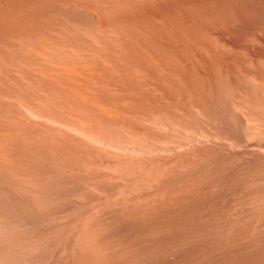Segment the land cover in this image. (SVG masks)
Wrapping results in <instances>:
<instances>
[{
	"label": "bare ground",
	"instance_id": "obj_1",
	"mask_svg": "<svg viewBox=\"0 0 264 264\" xmlns=\"http://www.w3.org/2000/svg\"><path fill=\"white\" fill-rule=\"evenodd\" d=\"M254 1L257 2L258 0H254ZM251 8H252V0H0V115L2 114L3 116H6V115L12 116L9 114L5 115V113L3 114V112H5V108H6L7 103L12 100V101H14V103L11 102V104H15L14 105L15 108L17 106H20V108H16L17 110L19 109V112L21 111L20 109H23V107H24L27 109V111H29L34 116H39V118H45V119H48L50 121H53V122H56V123H59L62 125L66 124L69 126V128H72L77 133H82V135L84 134V135L88 136L87 138H89V137L93 138V140L96 139L97 142L100 141V142H102V144H106L105 142H107V144H108V142H109L110 144L114 145L115 147H119L120 149H122L123 147L125 148L127 142L118 140L114 135H119V134L123 135L125 133H127V134L130 133L131 135H133V137L135 136L134 138H136V137L140 138L141 141L143 139L144 143H145V140H147L148 142L149 141L153 142L158 146L159 143H161V144L169 143V142H167V140L169 141V139H166L165 137H163L164 135L162 136L163 138H159V137H161L160 135L158 138H157L158 135L156 137L153 136L154 133L152 131L153 130L155 131V129H153V128H152V130L150 129L153 134L151 132L149 133L150 130L148 128H147V130L145 129L146 128L145 123L149 122L147 120H150V121L153 120L154 121V119H156V118H158L160 120V122H163L164 120H168L169 117H167V116L170 115L171 112L169 113L167 111L169 110V108L171 111V109L174 108L173 105H175V107H176L175 102L177 99H180L178 101L187 102L188 107H186V111L188 109L189 113L190 112H196L197 117L195 118L192 114H189L188 111L186 112L187 114L185 113V111L183 112V110L180 111L181 109L180 110L178 109L180 107L178 105V108L176 107L177 111L172 113L174 115H172V114L170 115V117H175L174 120H176V117H177L178 120H176V122H177L176 127L178 124L181 127L183 125L185 127V125L188 126L189 123L192 124V122H195L194 125H196V127H194V129H197L200 132H208V130H206V128H204L206 122L207 123L208 122H212V123L214 122L218 125V128H220L221 131L227 132V137H229L228 135L232 134V131L235 132V129L237 128V126L241 129H244V128H246V126H248L247 125L248 123L245 124V121L247 119L246 120L244 119L245 120L244 121L243 118L241 119L238 117V121L236 122V120H235V123H233L230 120V118H228V117H231L230 115H233L235 113L234 110H236L235 107H236V104H238L237 103L238 100L236 101L235 95H234V88H235L234 82H235V78H236L237 74L239 73V75L241 74L245 77L249 76V79L253 78V75L252 76L249 75L248 70L246 69V66H245L247 63V57L249 54V47L246 44V40L252 34L253 26H254L253 21H252V17H251V11H252ZM197 35H201V36L204 35L206 37V39L215 40V42H217L219 45L220 44L222 45V46L220 45L221 47L225 46L227 49H229L230 53L227 54V53L222 52L219 48L218 49L213 48V47L207 45V43L204 41H200V42L196 41L195 42V44L197 45L196 48H194V47L189 48V46H186L185 48L183 47L184 44L182 42L184 41L185 38L193 41ZM202 39H203V37L201 38V40ZM190 40H189V42H190ZM217 43H216V47L219 46V45L217 46ZM187 44H189V43H187ZM192 44H193V42H192ZM256 44H260V42L259 43L256 42ZM189 45L191 46V43ZM224 50H226V49L224 48ZM35 80H37L38 83L34 82ZM237 81L235 83L238 84ZM252 85H255V84L253 83ZM252 91H254V90H252ZM250 94L252 95V93H250ZM254 96H255V94H254ZM6 100H8V102ZM4 101H6L7 103H5ZM253 101H255V100H253ZM16 103L18 105H16ZM233 104L235 106H232ZM248 105H249V103H248ZM216 106H217V110H216ZM243 106H245V105H243ZM10 107H12V105H10ZM171 107H173V108H171ZM182 107H184V105ZM233 107L235 109H233ZM246 107H247V105H246ZM184 109H185V107H184ZM259 110L258 111L261 112V109H259ZM172 111H174V110H172ZM232 111H234V112H232ZM244 111H246V110H244ZM255 111H256V109H255ZM258 111H256V112L258 113ZM250 112L251 111H249V113ZM175 113H176V115L177 114L178 115L175 116ZM26 115H24V116H26ZM235 115H236V113H235ZM235 115H233L234 117H232V118L235 119ZM179 116L182 118V119L180 118L181 120H179ZM254 116H256V114L252 115V117H254ZM160 117L161 118L167 117V118H164V120L162 121L160 119ZM0 118H1V116H0ZM6 118H4V119H6ZM28 119H30V118H28ZM158 119H156V120H158ZM204 119H205V121H204ZM254 119H255V117H254ZM10 120L12 122V119H10ZM78 120H80V121H78ZM3 121H0V122H3ZM5 121H4V125L7 124V126H8L10 124L8 127H11L12 123H8V121H6L7 123H5ZM203 121L205 122L204 125H203ZM16 123L17 124H15V126L19 125L18 120L16 121ZM30 123H32V122H30ZM21 124L23 125V122ZM163 124H164V122H163ZM166 124H167V122L165 123V125ZM211 124L208 123V126ZM216 124H214V125H216ZM255 124H257V123H255ZM49 125L50 124L48 123V126ZM66 125H64V126H66ZM146 125H147V123H146ZM150 126L154 127V125H152V124ZM8 127H5V129L3 128V126H2V128L0 127V168L1 169L2 168L11 169L10 165H11L12 161L15 160L14 158H17V156L16 157L11 156L13 151H10V148L8 146V143H7L9 135H10V131L8 129H6ZM12 127H14V126H12ZM16 127H14V129ZM52 127H54V126H52ZM181 127H179V128L181 129ZM26 128H27V126H26ZM186 128H188V127H186ZM190 128H191V126H190ZM210 128H212V127H210ZM50 129L53 130V128H50ZM167 130H169V129L167 128ZM216 130H219V129H216ZM20 131H21V129H20ZM37 131H38V129H37ZM221 131H219V132H221ZM229 131L231 133L228 134ZM25 132H28V131H26V129L24 128V133ZM59 132H61V131H59ZM14 133L16 134V131ZM18 133L20 134V132H18ZM162 133H164V132H162ZM209 133H211V132H209ZM222 133H224V132H222ZM62 134H63V132H62ZM158 134H160V133H158ZM167 134H171V133H167ZM51 135H54L53 132ZM66 135L67 134H65V136ZM22 136H23V134H22ZM61 136L64 137V135H61ZM70 136L73 137V135H69L66 138L68 139V138H70ZM25 137H26V135H25ZM129 137L131 138V136H129ZM172 137H173V134H172ZM74 138L77 140L76 137H74ZM80 138H81V135H80ZM90 138H89V140H90ZM14 139H16V138H14ZM73 139L71 141H72V144L75 145L76 143H74V142H77L79 140L73 141ZM83 139L84 138L82 137V139H80V140H83ZM23 140L24 139H22V141ZM60 140L62 141V138H60ZM173 140H174V138H173ZM12 141H13V139H12ZM67 141H70V140L68 139ZM67 141H65V143L62 142L64 146H65V144L66 145L69 144L68 146H70V143H68V144L66 143ZM87 141H88V139H87ZM95 141H93V142L95 143ZM217 141H219V140H217ZM19 142H21V141H19ZM32 143H33V141H32ZM80 143H81V141H80ZM153 143H152V145H153ZM12 144H13V142L11 143V145ZM23 144H21V145H23ZM84 144L82 146L84 148L86 147L85 151L88 149V147L91 148L90 147L91 145L88 146L90 143L86 144L88 147L85 146ZM94 145H96V144H94ZM129 145L131 146V144H129ZM145 145H148V144L145 143ZM152 145H149L150 146L149 148H151ZM68 146H65V148H69ZM109 146H111V145H109ZM130 146H129V149L133 150ZM133 146H134L133 147L134 150L140 148V146L137 144H133ZM163 146L165 148H168V147H166L167 145H163ZM23 147H24V145H23ZM215 147L217 148V146H215ZM160 148H162V147H160ZM169 148L171 149V146H169ZM27 149L28 148H26V150ZM40 149H41V147H40ZM125 149H127V147ZM129 149H127V150H129ZM154 149H155V147H154ZM170 149H166V150H170ZM28 150H30V149H28ZM90 150L93 151V154H92L93 157H94V154H95V156H98L97 152L95 153L93 149H90ZM245 151H247V150H245ZM88 152H89V155H91L90 153H92V152L89 150H88ZM29 153H30V151H29ZM206 153H207V150H206ZM237 153H238V151H237ZM241 153H243V152H241ZM255 153H258V152H254V155H255ZM50 154H54V152L52 153V151H51ZM230 154H232V152ZM25 155H27V154H25ZM180 155H181L180 160L174 159V161L171 160L172 162H169L170 160L167 162L166 160L168 158H165L166 160L163 158L164 161L161 160V162H158L155 160L157 162V163L155 162L156 166H158L159 169H158V167H155V166L153 167L152 164L148 162L149 164H151L150 166H152L154 169H157L158 171L161 169V171H160L161 173L159 174L160 177L158 176L157 173H155L156 175L155 174H154L155 176L152 175V178L154 176V179H152V178H150V176H151L150 175L148 177L149 181L145 184L144 189L142 191H140L141 188H140V190H138V192L140 193L139 194L140 199L142 200V207H141V205H140V207L144 209V210L143 209L142 210L144 211V213L146 215L149 216V219L155 218L157 220V222H156V220L153 221L154 219H152L153 224H154V222H156L158 224V221H159L158 219L161 220V218L166 217V214H165L166 210H167V212H171L172 217H174L173 215L175 214L178 221L182 219L181 221H183L186 224L187 217H188L187 207L184 206L182 201L181 202L178 201L177 197H175V192H174L175 190L176 191L178 190V188L175 189L176 186L177 187H179V185H180V187H182V186L180 183H179V185H177L178 184L177 183L176 186L175 185L174 186L173 185L168 186V184L166 186L165 185L166 179L164 180V178H169V179L170 178L171 179H176V178L178 179L179 177L181 178V176H179V173L181 172L182 168L187 166V165H190L192 163L193 160L190 161V156L187 157V156L183 155L184 157H182V154H180ZM180 155L178 158H180ZM259 155H260V153H259ZM261 155H263V153ZM168 156H170V155H168ZM12 157H14V158H12ZM55 157H57V156H55ZM20 158H18L17 160H20ZM66 158L68 159L69 157H66ZM171 158H169V159H171ZM97 159H98V157H97ZM138 159H139V161H138ZM138 159L134 160L135 163L133 162V158L132 159L130 158L129 160L131 161V163L132 162L134 163V164L133 163L132 164L134 167L136 166L135 168H137V166L140 165V169L138 167L137 170L138 171L140 170L139 173H141L143 171L144 165H146V163L142 164L141 163L142 159L140 160L139 157H138ZM201 159H200V161H201ZM49 160H51V159H49ZM78 160H76V162H74V163H76V165H77ZM129 160L127 161V164H129V165L127 166V164H126L127 167L125 166L128 170L133 168V166L130 165ZM195 160H197V159H195ZM231 160L233 161V159H231ZM84 161H85V159H84ZM88 161H87V163H88ZM96 161L98 162V160H96ZM137 161L138 162L141 161V162L138 163ZM218 161H219V159H218ZM258 161H260V160H258ZM14 162H16V161H14ZM19 162L15 163V164H19ZM63 162H65V161L63 160ZM82 163L84 164V162H82ZM210 163L211 162H209V164ZM220 163H221V161H220ZM40 164L41 163H39V165ZM47 164H50V163H47ZM120 164H122V163L120 162ZM36 165H38V164H36ZM45 165H43V166H45ZM51 165H53V164H51ZM68 165H69V163H68ZM70 165H72V164H70ZM141 165H143V168L141 167ZM74 166H75V164H74ZM129 166H130V168H129ZM50 167L51 166H49L48 168H50ZM77 167H78V165H77ZM82 167H85V166H82ZM97 168L98 167H96V170H97ZM107 168H109V166ZM253 168H255V167H253ZM57 169H59V168H57ZM87 169H84V171L85 170L88 171ZM242 169L243 168L241 167L240 171ZM32 170H34V169H32ZM11 171H12V169L10 170V172ZM86 171H85V173H86ZM103 171H102V173H104ZM135 171H136V169H135ZM208 171H209V168H208ZM64 172H66V171H64ZM0 173H3V172H0ZM13 173H15V172H13ZM99 173H101V172H99ZM220 173L222 174L221 171H220ZM223 173H224V170H223ZM244 173H247V172L245 171ZM107 174H109V173H104L105 176ZM68 175L70 176V174H68ZM80 176L81 175H79L78 178H80ZM253 176H256V175H253ZM10 177H11V174H10ZM33 177H35L34 171H33ZM198 177H200V176H198ZM205 177H207V176H205ZM23 178H26V177L24 176ZM89 178H91V177H89ZM100 178L98 177V179H100ZM158 178H160V179L163 178L162 180H164V182L160 181V179H158ZM2 179H1V181H3ZM5 179H6V176H5ZM60 180H62V179H60ZM38 181H39V179H38ZM117 181L119 182V180H117ZM209 181H210V179H209ZM87 182H88V180H87ZM186 182H188L187 179H186ZM189 182H190V180H189ZM233 182H231V184ZM0 183H2V182H0ZM79 183H80V181H79ZM226 183L228 184V182H226ZM226 183H224V184H226ZM128 184H131V183H128ZM201 184H203V183H201ZM239 184H240V182H239ZM77 185H78V183H77ZM101 185H98V186L101 187ZM187 185H189V184L187 183ZM193 186L195 187V184ZM44 187H47V186H44ZM54 187H55V185H54ZM189 187H192V185H189ZM33 188H34V186H33ZM79 188H82V186ZM10 189H11V185H10ZM181 189H184V187L180 188L178 190V192ZM185 189H187V187H185ZM104 190H105V187H104ZM82 191H84V190H82ZM91 191L92 190H89V192H91ZM190 191H191V189H190ZM246 191H247V189H246ZM26 192H27V190H26ZM47 192H48V190H47ZM75 192H77V191L75 190ZM85 192H86V190H85ZM117 192H118V190H117ZM86 193H88V192H86ZM227 193H228V191H227ZM49 194H51V193H49ZM182 194H181V196H182ZM193 194H194V191H193L192 195ZM27 195H28V193H27ZM109 195L111 196L112 194H109ZM121 195H120V197H122ZM73 196H76V195H73ZM84 197L85 196L83 195L82 199H84ZM152 197H153V199L156 197H159V198L165 197L164 200H161V201H167V202L162 203V204L160 203L161 205H158L159 203L153 204L149 201ZM220 197H222V196H220ZM235 198H236V196H235ZM88 201H89V199H88ZM136 202H137V200L134 203H136ZM224 202H225L224 204L227 203L226 201H224ZM16 203H18V202H16ZM110 203L111 202L109 201V204ZM140 203L141 202L139 201L138 205ZM82 204L83 203H81V205ZM137 207H139V206H137ZM244 208H246V207H244ZM48 209H49V207H48ZM112 210L113 209L111 208L110 211H112ZM138 210H141V209H138ZM107 211H109V210H107ZM16 212L20 213L17 210H16ZM141 212H140V214H143V216L146 218V215H144V213L143 212L141 213ZM127 214H129V213H127ZM233 214L231 213L230 215H233ZM143 216L141 215V217H143ZM22 217L24 218V216H22ZM97 217H98V215H97ZM125 218H126V216H125ZM232 219H234V218H232ZM94 220H95V218H94ZM175 220H176V218H175ZM2 221H4V220H2ZM152 221H150V222L152 223ZM181 221H179V222H181ZM251 221H252V219H251ZM71 222H73V221H71ZM78 222H79V220H78ZM126 222H128V221H126ZM132 222H133V220H132ZM205 222L202 223V226H205V225H203V224H205ZM74 223H76V222H74ZM194 224H196V222ZM197 224H200L199 221ZM258 224H259V222H258ZM19 225H21V224H19ZM63 225H64V222H63ZM114 225H117V224H114ZM121 225H123V224H121ZM255 225H257V224H255ZM164 226H165V224H164ZM229 226L230 225H228V227ZM231 226H232V224H231ZM128 227H129V224H128ZM141 227H143V226L141 225ZM169 227H171V226H169ZM76 228H77V226H76ZM201 228H203V227H200V229ZM67 229L65 232H67ZM187 229L188 228H186V231L188 232ZM183 231H185V230H183ZM6 232L7 231H5V233ZM189 232H190V230H189ZM13 233H14V231H13ZM171 233H172V231H171ZM230 233H231V231H230ZM147 234H150V233H147ZM261 234H263V233H261ZM88 235L90 237H94L93 235H90V234H88ZM120 235H122V234H120ZM164 235H166V233ZM242 235H244V234H242ZM187 236L185 235V237H187ZM112 237H113V235H112ZM123 237H125V236H123ZM234 237H236V236L234 235ZM11 239H13V238H10V240ZM149 239H150V237H149ZM154 239H155V237H154ZM39 240H41V239H39ZM82 240H83V244H85V242H87V241H85L86 238H85V240L84 239H82ZM87 240H88V238H87ZM21 241H22V239H21ZM90 241L93 242L91 239H90ZM143 241H145V240H143ZM76 242H78V241H76ZM124 242H125V240H124ZM258 242H259V239H258ZM13 243H14V241H13ZM95 243L97 244V242H95ZM116 243L118 244V242H116ZM114 244H115V242H114ZM90 245H92V244H90ZM139 246H140V244H139ZM146 246H148V245H145V247ZM88 247H90V246H88ZM143 247H144V245H143ZM177 247H179V246H176V248L175 247L174 248L177 249ZM182 247H184V246H182ZM248 247H250V246H248ZM8 248L11 249V247H8ZM140 248H141V246H140ZM195 248L192 247V249H195ZM201 248H203V247H201ZM65 249H67V248H65ZM90 249L93 251L92 257H94L95 260L96 259L98 260V256L100 255V254H98V250H94V249H92V247H90ZM102 249H103V247H102ZM137 249H138V247H137ZM160 249H162V247ZM153 250H154V248H153ZM199 250H200V248H199ZM230 250H232V249H230ZM4 251H5V249H4ZM145 251H147V250H145ZM25 252H27V251H25ZM57 252L58 251H56L55 253H57ZM151 252H153V251H151ZM85 253H86V251H85ZM153 253H155V252H153ZM161 253L164 254L163 251ZM257 253H258V251H257ZM32 254H33V252H32ZM107 254H102V255H107ZM12 255H14V254H12ZM78 255L79 254H77V256ZM89 255H91V254H89ZM170 255H172V254H170ZM19 256H20V254H19ZM69 257H70V255H69ZM84 257H85V254H84ZM88 257L90 258V256H88ZM88 257L86 260H88ZM149 257L150 256H148V258ZM74 258H75V256H74ZM77 258L80 259V257H77ZM103 258H105V256ZM152 258H153V256H152ZM105 259L107 261H110V260H108L109 257H108V259L107 258H105ZM105 259H103V260H105ZM157 259H158V257H157ZM0 260H2V259H0ZM91 260L94 261V262H92V264L95 263V260H93V258ZM91 260H90V262H91ZM106 260H105V262H106ZM153 260H154V258H153ZM229 260H230V258H229ZM99 261H100V259H99ZM81 262H83V260H81ZM97 262H96V264H99V262L98 263ZM68 263H70V262H68ZM151 263H152V261H151ZM82 264H85V262ZM101 264H103V262Z\"/></svg>",
	"mask_w": 264,
	"mask_h": 264
},
{
	"label": "rangeland",
	"instance_id": "obj_2",
	"mask_svg": "<svg viewBox=\"0 0 264 264\" xmlns=\"http://www.w3.org/2000/svg\"><path fill=\"white\" fill-rule=\"evenodd\" d=\"M251 10H252L251 11V17H252V21H253L254 26H253L252 34L246 40V44L249 47V54H248L247 63L245 66H246V69L248 70L249 75H251V76L253 75V78L249 79V76L245 77L241 74L239 75V73L237 74V76L235 78V82L238 80L237 82L239 85L234 82V86H235L234 95H235L236 101L238 100V102H237L238 104H236V107H235L236 110H234L236 115H235V113L233 114V115H235V119L232 118V117H234L233 115H230L231 117H228V118H230V120L233 123H235V120H236V122L238 121V117L241 119L243 118V120L247 119L246 120L247 122L245 120L244 121H245V124L248 123L247 124L248 126H246V128H244V129H241L237 126V128L235 129L236 133L234 131H232V134H229L231 132L230 131L228 132L229 137H227V132L221 131V129L218 128V125L216 123L208 122L209 124L212 123L209 126H208L207 122L205 124V122H204L205 119L203 121V125L205 124V127L204 126L203 127L206 128V130H208V132H200L199 130L194 129V127H196V125H194L195 122H192L193 125L191 123H189L188 126L185 125V127H184V125H183L181 127L178 124L176 127V124H177L176 120H178V119L176 117V120H174L175 117H170V115L177 111L176 107L178 108V105L180 106L178 108L179 110L181 109L180 111L183 110V112L185 111V113L188 111V109L186 111V107H188L187 102L178 101L180 99L176 100V102H175L176 107H175V105H173L175 109L173 107H171L173 109H171V111H170V108H169V110L167 111L169 113L171 112V114L167 116V117H169L168 120L170 119L169 121L171 123L168 120H164V118H167V117H163V118L160 117V119L162 121L164 120L163 121L164 124H163V122H160V120L158 118H156V119H158L159 121L154 119V121L151 120L152 122L150 120H147V121H149V122H146L147 125L145 123V127H146L145 129L146 130H147V128L149 130L150 129L152 130V128L155 129V131L154 130L152 131L154 134L151 132V130L150 131L148 130L149 133L151 132L153 134V136H155V137L158 135L157 138L159 137V135L161 136L159 138L165 137L166 139H169V141L167 140V142H169V143H167V144L159 143L160 145L158 144V146H157L155 143L150 142V141L148 142L147 140H145V143L148 144V145H145L143 139H142V141H143L142 142L140 138H137V137L134 138L135 136L133 137V135H131L130 133H128V134L125 133L123 135H121V134L114 135L118 140L125 141V142H127V144L128 143L131 144V146L129 144L128 145L126 144L125 148L127 147V149H129V146H130L133 150H131V149L127 150L124 147L123 148L121 147L122 149H120L119 147H115L114 145L110 144L109 142H108V144H107V142H105L106 144H102V142H100V141H99L100 143L97 142V140L95 138L94 139L96 141L90 137H89L90 138V140H89V138H87L88 136H86L84 134L82 135V133H77L72 128H69V126L66 124L62 125V124L50 121V120L45 119V118H39V116H34L29 111H27V109L24 107H23V109H20L21 110L20 111L21 113H20L19 109L18 110L16 109V108H20V106H17L15 108L14 107L15 104H11V102L14 103V101L11 100L8 102V100H6L9 104L6 101H4L5 103H7V105L5 108V112H3V114L5 113V115L9 114L12 116H7V115L3 116L1 114L0 115L1 116L0 121L6 120V121H8V123H12V125H11V127H8L10 124L8 126H7V124L4 125V121H3V122H0V127L2 128V126H3L4 129H5V127H8L6 129H8L10 131V135H9L7 143H8V146L10 148V151H13L11 156H14V157L17 156V158L12 157L15 160H13L11 165H10V168L12 169L11 172H10L11 169H9V168H7V169L6 168H2V169L0 168V172H3V173H0V182H2V183H0V221H1L0 222V254H1L0 259H2V260H0V262H1L0 264H38V263L39 264H72L73 262L75 264H82L84 262H85V264H92V262H94V261H92L91 259L92 258H93V260H95V259H94V257H92L93 251L90 249V247H92V249H94V250H98V254L101 255V256L100 255L98 256V260L96 259L99 262V264H101L102 262H103V264L104 263L105 264H113V263L114 264H137V263L138 264H143V263L144 264H211V263L212 264H218V263L219 264H264V260H263L264 259V251H263L264 250V235H263L264 234V232H263L264 231V227H263L264 226V223H263L264 222L263 221L264 220V163H263L264 162V156H263L264 155V116H263L264 115V47H263L264 46V39H263L264 38V18H263L264 17V0H258L257 2L252 0ZM202 37L204 40L203 39L201 40ZM195 39L192 41L190 39L185 38L184 41L182 42L184 44L183 47L185 48L186 46H189V48H191V47L196 48L197 47V45L195 44L196 41L197 42L204 41L207 43V45H209L213 48H216V49L219 48L222 52L227 53V54L230 53V50L227 49L225 46L221 47L222 46L221 44H220L221 45L220 46L217 42H215V40L206 39V37L204 35H202V36L197 35L195 37ZM189 40H190V42H189ZM192 42H193V44H192ZM256 42L257 43L260 42V44H256ZM187 43H189V44L191 43V46ZM216 43H217V46L219 45L218 47H216ZM224 48L226 50H224ZM34 82L38 83L37 80H35ZM251 83L252 84L254 83L256 86L252 85ZM252 90H254V91H252ZM250 93H252V95ZM254 94H255V96H254ZM253 100H255V101H253ZM248 103H249V105H248ZM10 105H12V107H10ZM16 105H18V104L16 103ZM183 105H184L185 109H184V107H182ZM243 105H245V106H243ZM246 105H247V107H246ZM232 106H235V105L233 104ZM235 108L233 107V109H235ZM255 109H256V111L261 109V112H259L260 111L259 110L257 113L255 111ZM172 110H174V111H172ZM216 110H217V106H216ZM244 110H246V111H244ZM234 111H232V112H234ZM249 111H251L252 113L251 112L249 113ZM188 113H189V111H188ZM23 114L24 115L27 114V115L24 116ZM189 114H192L195 118L197 117L196 112H190ZM255 114H256V116H254L255 117V119H254V117H252V115H255ZM172 115H174V114H172ZM177 115L175 113V116H177ZM4 118H6V119H4ZM28 118H30L31 120ZM180 118L181 117L179 116V120L182 119V118L181 119ZM10 119H12V122ZM17 120L19 121V125H16L17 126L16 127L15 124H17L16 123ZM6 121H5V123H7ZM78 121H80V120H78ZM22 122H23V125L21 124ZM30 122H32V123H30ZM166 122H167V124L165 125ZM48 123L50 124L49 126H48ZM255 123H257V124H255ZM151 124L154 125V127L150 126ZM214 124H216L217 126ZM64 125H66V126H64ZM12 126H14L16 128L14 129V127H12ZM26 126L28 129L26 128ZM52 126H54V127H52ZM178 126L181 127V129ZM190 126H191V128H190ZM49 127L53 128V130H51ZM63 127L64 128L66 127V128L64 129ZM186 127H188V128H186ZM210 127H212V128H210ZM24 128L28 132L24 133ZM36 128L38 129V131ZM167 128L169 130H167ZM20 129H21V131H20ZM163 129L164 130L166 129V130L164 131ZM216 129H219V130H216ZM14 130L16 131V134L18 132H20V134L18 133L16 135L14 133L15 132ZM59 131H61V132H59ZM219 131H221V132H219ZM52 132L54 135H51ZM62 132H63V134H62ZM162 132H164V133H162ZM209 132H211V133H209ZM222 132H224V133H222ZM64 133L67 135L65 136ZM158 133H160V134H158ZM167 133H171V134H167ZM22 134L24 137L22 136ZM172 134H173V137H172ZM25 135L27 138L25 137ZM61 135H64V137ZM69 135H73V137L70 136V138H68L70 141L74 137H76L77 140H79V141H77L75 138L73 139V141L76 140L78 143L74 142V143H76L74 145V144H72V141L71 142L67 141L68 139L66 137H68ZM80 135H81V138H80ZM129 136H131V138ZM59 137L62 138V141L60 140ZM82 137L84 139L80 140V139H82ZM14 138H16V139H14ZM173 138H174V140H173ZM12 139H13V141H12ZM22 139H24V140L22 141ZM87 139H88V141H87ZM217 140H219V141H217ZM19 141H21V142H19ZM32 141H33V143H32ZM65 141H67L66 142L67 144L70 143V146H68L69 144L68 145L65 144V146H68L69 148H65V146L63 145L62 142L65 143ZM80 141H81V143H80ZM91 141L92 142L95 141V143L94 142L93 143L96 144L98 147L96 145H94ZM12 142H13V144L11 145ZM152 143H153V145H152ZM21 144H23L24 147ZM83 144L85 146H87L86 144H89L88 146L91 145L90 146L91 148H89L87 146L88 149L85 151L86 147L84 148L82 146ZM133 144H137L139 146L141 144L142 145L140 146V148H138V149L135 148L136 150H134ZM109 145H111V146H109ZM149 145H152V147L154 146L155 149H154V147L149 148L150 147ZM163 145H167L166 147H168V148H165ZM169 146H171V149L169 148ZM215 146H217V148ZM40 147H41V149H40ZM160 147H162V148H160ZM26 148H28L30 150H28V149L26 150ZM90 149H93L95 153L97 152L98 156H95V154H94V157H93L92 156L93 151ZM166 149H170V150H166ZM88 150L92 152V153H90L91 155H89ZM206 150H207V153H206ZM236 150L238 151V153ZM245 150H247V151H245ZM29 151H30V153H29ZM51 151H52V153L54 152V154H50ZM231 152H232V154H230ZM241 152H243V153H241ZM254 152H258V153H255V155H254ZM259 153H260V155H259ZM262 153H263V155H261ZM25 154H27V155H25ZM180 154H182V157H184V156L189 157L190 156V161L193 160L192 163L190 165H187V166L182 168L181 172L179 173V176H181V178L178 176L179 177L178 179L177 178L176 179L164 178V180L165 179L167 180V181L165 180L166 186H167V184H168V186H171V185L176 186L177 183H178L177 185H179V183H180L181 186L184 187V189H181L178 192V190L182 187H180V185H179V187L176 186L175 189L178 188V190L177 191L175 190L174 192H175V197H177L178 201H180V202L182 201L184 206L187 207L188 217H187L186 224L183 221H181L182 219L179 220V221H181V222H179L177 217L175 216V214L173 215L174 217H172L171 212H167V210L165 211L166 217L161 218L162 221L157 218L159 220L158 224L156 223L157 220L155 218H152V219H154L153 221L156 220V222H154V224H153L152 219H149V216L144 213V211H143L144 209L141 208L142 207V200L140 199V195H139L140 193L138 192V190H140V188H141L140 191H142L144 189L145 184L149 181L148 177L150 175H151L150 178H152V175L157 173L158 176L160 177L159 174L161 173L160 172L161 169L158 171L157 169L153 168L154 166L158 167V166H156V163H157L156 161L161 162V160L164 161L165 158H168L167 160L165 159L167 162L169 160H170L169 162H172L171 160L174 161V159L180 160L181 159ZM168 155H170V156H168ZM179 155H180V158H178ZM55 156H57V157H55ZM65 156L69 157L68 158L69 160ZM97 157H98V159H97ZM138 157L140 158V160L142 159L141 160L142 162L140 161L142 164L146 163V165H144V168H143V165H141V167L143 168V171L141 173H139L140 170L139 171L137 170L138 167L140 169V165L137 166V168H135L136 166L135 167L133 166V164L135 163L134 160L138 159ZM18 158H20V160H17ZM48 158L51 160H49ZM130 158L131 159L133 158V162H134V163L132 162L133 164L129 160ZM169 158H171V159H169ZM84 159H85V161H84ZM195 159H197V160H195ZM200 159H201V161H200ZM218 159H219V161H218ZM231 159H233V161ZM63 160L66 163L63 162ZM76 160H78L77 161L78 167H77L76 163H74V162H76ZM96 160H98V162ZM128 160L130 161V165L133 166L134 169L132 168V169L128 170L126 168L129 165V164H127ZM258 160H260V161H258ZM14 161H16V162H14ZM87 161H88V163H87ZM138 161H139V159H138ZM220 161H221V163H220ZM18 162H19V164H15ZM82 162H84V164ZM120 162L123 165L120 164ZM140 162H138V163H140ZM148 162L151 163L153 167L150 166L151 164H149ZM209 162H211V163L209 164ZM39 163H41V164L39 165ZM47 163H50V164H47ZM68 163H69V165H68ZM36 164H38V165H36ZM51 164H53V165H51ZM70 164H72V165H70ZM74 164H75V166H74ZM126 164H127V166H126ZM43 165H45V166H43ZM48 165L51 167L48 168L49 167ZM82 166H85V167H82ZM106 166L107 167L109 166V168H107ZM96 167H98L97 170H96ZM241 167L243 169L240 171ZM253 167H255V168H253ZM57 168H59L60 170ZM129 168H130V166H129ZM208 168H209V171H208ZM32 169H34V170H32ZM62 169L66 172H64ZM84 169H87L88 171L85 170L86 171V173H85ZM135 169H136V171H135ZM158 169H159V167H158ZM101 170L102 171L104 170L103 171L104 173H109V174H107L105 176ZM223 170H224V173H223ZM33 171H34L35 177H33ZM98 171L101 172L102 174L99 173ZM220 171L222 172V174L220 173ZM243 171L244 172L246 171L247 173H244ZM13 172H15V173H13ZM10 174H11V177H10ZM68 174H70V176ZM79 175H81L80 178H78ZM253 175H256V176H253ZM5 176H6V179H5ZM24 176L26 178H23ZM154 176L152 179H154ZM198 176H200V177H198ZM205 176H207L208 178ZM89 177H91V178H89ZM98 177L99 178L101 177V178L98 179ZM37 178L39 179V181ZM1 179L3 181H1ZM60 179H62V180H60ZM158 179H160V178H158ZM162 179L163 178H161L160 181L164 182V180H162ZM186 179L188 182H186ZM209 179H210V181H209ZM87 180H88V182H87ZM117 180H119V182ZM189 180H190V182H189ZM79 181L81 184L79 183ZM226 182H228V184ZM231 182H233L232 183L233 185L231 184ZM239 182H240V184H239ZM77 183H78V185H77ZM128 183H131V184H128ZM187 183L189 185H192V187H189V185H187ZM201 183H203V184H201ZM224 183H226V184H224ZM194 184H195V187L193 186ZM10 185H11V189H10ZM54 185H55V187H54ZM98 185H101V187ZM33 186H34V188H33ZM44 186H47V187H44ZM78 186L79 187L82 186V188H79ZM104 187H105V190H104ZM185 187H187V189H185ZM190 189H191V191H190ZM246 189H247V191H246ZM26 190H27V192H26ZM47 190H48V192H47ZM75 190L77 192H75ZM82 190H84V191H82ZM85 190L89 194L86 193ZM89 190H92V191L89 192ZM117 190H118V192H117ZM193 191H194L195 195L194 194L192 195ZM227 191H228V193H227ZM27 193L29 196L27 195ZM49 193H51V194H49ZM109 194H112V195L110 196ZM181 194H182V196H181ZM71 195L72 196L76 195V196L72 197ZM83 195L85 196L84 199H82ZM120 195L122 197H120ZM220 196H222V197L224 196V197L222 198ZM235 196H236V198H235ZM164 198L165 197H162V198L156 197L153 199V197H152L149 201L153 204L159 203L158 205H161L162 203L167 202V201H161V200H164ZM219 198L220 199L222 198V199L220 200ZM88 199H89V201H88ZM136 200H137V202L134 203ZM138 200L141 202L139 205H138V202H139ZM109 201L111 202L110 204H109ZM224 201H226L227 203L224 204L225 203ZM16 202H18V203H16ZM80 202L83 204L81 205ZM140 205H141V207H140ZM137 206H139V207H137ZM48 207H49V209H48ZM244 207H246V208H244ZM111 208L114 211L113 210L110 211ZM138 209H141V210H138ZM16 210L20 213H17ZM107 210H109V211H107ZM141 211L144 213V215H146V218L143 216V214H140ZM127 213H129V214H127ZM231 213L232 214L234 213V214L230 215ZM97 215H98V217H97ZM141 215L143 217H141ZM22 216H24V218ZM125 216H126V218H125ZM94 218H95V220H94ZM175 218L178 222L175 220ZM232 218H234V219H232ZM77 219L79 220L80 223L78 222ZM251 219H252V221H251ZM2 220H4V221H2ZM132 220H133V222H132ZM71 221H73V222H71ZM126 221H128V222H126ZM150 221H152V223ZM198 221L201 225L197 224ZM63 222H64V225H63ZM74 222H76V223H74ZM195 222H196V224H194ZM203 222H205V224H203L205 226H202ZM258 222H259V224H258ZM19 224H21V225H19ZM114 224H117V225H114ZM121 224H123V225H121ZM128 224H129V227H128ZM164 224H165V226H164ZM231 224H232V226H231ZM255 224H257V225H255ZM141 225L143 227H141ZM168 225L171 227H169ZM228 225H230V226L228 227ZM76 226H77V228H76ZM200 227H203V228L200 229ZM186 228H188L187 229L188 232L186 231ZM66 229H67V232H65ZM170 230L172 231V233ZM183 230H185V231H183ZM189 230H190V232H189ZM5 231H7V232L5 233ZM13 231H14V233H13ZM230 231H231V233H230ZM146 232L150 233V234H147ZM165 233H166V235H164ZM261 233H263V234H261ZM88 234L93 235L94 237H90ZM120 234H122V235H120ZM242 234H244L245 236ZM112 235H113V237H112ZM185 235L186 236L188 235V236L185 237ZM234 235L236 237H234ZM5 236L6 237L8 236V237L6 238ZM123 236H125V237H123ZM149 237H150V239H149ZM154 237H155V239H154ZM10 238H13V239H11L12 241L10 240ZM85 238H86V240H85ZM87 238H88V240H87ZM21 239H22V241H21ZM39 239H41V240H39ZM82 239H84L87 242L84 241L85 244H83ZM90 239L93 242H91ZM258 239H259V242H258ZM124 240H125V242H124ZM143 240H145V241H143ZM13 241H14V243H13ZM76 241H78V242H76ZM95 242H97V244ZM114 242H115V244H114ZM116 242H118V244ZM89 243L92 245H90ZM139 244H140L141 248H140ZM174 244L176 246H179V247H177V249H175L176 246ZM143 245H144V247H143ZM145 245H148V246L145 247ZM88 246H90V247H88ZM182 246H184V247H182ZM248 246H250V247H248ZM8 247H11V249ZM102 247H103V249H102ZM137 247H138V249H137ZM161 247L163 250L160 249ZM192 247L193 248L196 247V248L192 249ZM201 247H203V248H201ZM65 248H67V249H65ZM153 248L155 251L153 250ZM199 248H200V250H199ZM4 249H5V251H4ZM230 249H232V250H230ZM145 250H147V251H145ZM161 250L164 252V254L161 253L162 252ZM25 251H27V252H25ZM56 251H58V252L55 253ZM85 251H86V253H85ZM151 251H153L155 253H153ZM257 251H258V253H257ZM32 252H33V254H32ZM88 253L91 255H89ZM107 253L108 254L110 253V254L108 255ZM169 253L172 255H170ZM12 254H14V255H12ZM19 254H20V256H19ZM64 254L65 255L67 254L68 256L67 255L65 256ZM77 254H79V255L77 256ZM84 254H85V257H84ZM102 254H107V255H102ZM69 255H70V257H69ZM74 256H75V258H74ZM88 256H90V258ZM104 256L107 259L109 257L108 260H110V261H107L105 258H103ZM148 256H150V257L148 258ZM152 256H153L154 260H153ZM77 257H80V259ZM87 257H88V260H86ZM157 257L159 260L157 259ZM229 258H230V260H229ZM99 259H100V261H99ZM103 259H105L107 263ZM81 260H83V262H81ZM90 260H91V262H90ZM96 260H95V263H93V264H96V262H97ZM151 261H152V263H151ZM68 262H70V263H68Z\"/></svg>",
	"mask_w": 264,
	"mask_h": 264
}]
</instances>
